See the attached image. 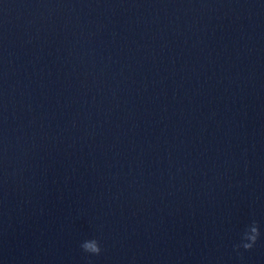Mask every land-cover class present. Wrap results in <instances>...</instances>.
I'll return each mask as SVG.
<instances>
[{"label": "clouds", "instance_id": "9594fccd", "mask_svg": "<svg viewBox=\"0 0 264 264\" xmlns=\"http://www.w3.org/2000/svg\"><path fill=\"white\" fill-rule=\"evenodd\" d=\"M260 237V228L258 223L253 220L243 231L241 240L238 244L235 245L236 249L243 248L245 250H250L256 244L258 238ZM83 252L90 255H100L102 248L100 242L95 239L84 240L81 245Z\"/></svg>", "mask_w": 264, "mask_h": 264}]
</instances>
